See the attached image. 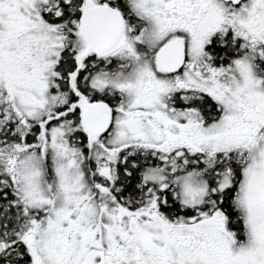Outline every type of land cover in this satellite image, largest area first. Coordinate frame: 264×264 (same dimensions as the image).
Wrapping results in <instances>:
<instances>
[{
	"label": "snow or ice",
	"instance_id": "snow-or-ice-1",
	"mask_svg": "<svg viewBox=\"0 0 264 264\" xmlns=\"http://www.w3.org/2000/svg\"><path fill=\"white\" fill-rule=\"evenodd\" d=\"M0 264H264V0H0Z\"/></svg>",
	"mask_w": 264,
	"mask_h": 264
}]
</instances>
